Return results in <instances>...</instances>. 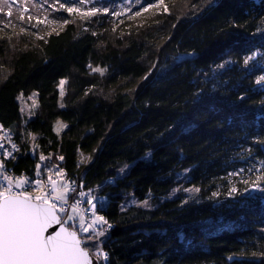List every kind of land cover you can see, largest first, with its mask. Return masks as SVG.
<instances>
[{
  "label": "trees",
  "instance_id": "obj_1",
  "mask_svg": "<svg viewBox=\"0 0 264 264\" xmlns=\"http://www.w3.org/2000/svg\"><path fill=\"white\" fill-rule=\"evenodd\" d=\"M118 1L0 14V122L19 145L7 167L34 181L51 163L104 199L110 264H264V195H227L230 173L264 175V58L243 64L264 52V0H176L130 29ZM94 6L109 13L82 15ZM34 92L25 119L18 97ZM182 182L192 191L167 198Z\"/></svg>",
  "mask_w": 264,
  "mask_h": 264
},
{
  "label": "snow or ice",
  "instance_id": "obj_2",
  "mask_svg": "<svg viewBox=\"0 0 264 264\" xmlns=\"http://www.w3.org/2000/svg\"><path fill=\"white\" fill-rule=\"evenodd\" d=\"M7 3V0H4ZM93 0H80L81 4L92 3ZM17 0H12L11 4H8L9 11L7 16H12V5L16 4ZM61 8H64L68 13L81 12V9L76 5L66 7L62 3ZM2 11V8H0ZM104 14L109 13L108 7L98 8L91 7L88 11L83 12L82 15L95 17L99 12ZM113 15L119 16L120 12L113 10ZM23 19V14H21ZM264 58V52L260 50H253L247 55L244 60V66H249L250 62H256L257 59ZM222 67V65H221ZM93 72H100L103 74L101 68H93ZM264 73V69H261ZM264 82V74H261L255 81L257 85ZM66 81H60L61 93H63V86ZM200 93H197L199 95ZM241 99L244 97L241 96ZM3 145H0L2 148ZM15 147V145H13ZM11 156V153H8ZM43 159V157H41ZM63 160V157L59 158ZM6 163V161H5ZM5 163H0V168L5 167ZM245 171L255 172L259 171L255 165H252L249 169H240L238 172H232V176H241ZM4 182V190L0 191V264H88L89 251L81 247L82 239L78 237V232L82 225L78 226L75 230H70L72 225L70 222L74 220L71 214H68L67 210L60 206L58 208L57 203L49 202L46 195L31 196L28 191L13 192L15 189H25L26 185H31V179L15 178L13 176H2ZM264 175H257L255 180L245 176L242 183L246 186L244 192L249 196L253 193H264ZM41 181H35L38 186ZM76 191L75 188L71 189ZM56 191V182H52V192ZM185 191H190L185 189ZM199 192L200 189H195ZM235 186L228 189L227 195L233 197L237 193ZM79 197H83L86 194L83 191L77 192ZM219 192H213L212 197H218ZM56 201H64L65 195L63 193H57L54 197ZM88 204L92 206V209H96V205L92 200H88ZM144 206H147V201H144ZM76 211L75 205L72 206V212ZM63 213V215H61ZM83 218L81 217V221ZM99 223H106L104 215H96L92 220V224L88 227H83V232L88 233L89 228L92 225ZM58 228V230H57ZM52 229V231H49ZM103 235V231L99 233ZM87 240H92L93 237L88 235L85 237ZM98 255L104 260L108 259L107 254L98 251Z\"/></svg>",
  "mask_w": 264,
  "mask_h": 264
},
{
  "label": "rangeland",
  "instance_id": "obj_3",
  "mask_svg": "<svg viewBox=\"0 0 264 264\" xmlns=\"http://www.w3.org/2000/svg\"><path fill=\"white\" fill-rule=\"evenodd\" d=\"M176 0H121L120 2H116V5H114V9L117 12H120L121 15L119 16H115L111 13V16H113L115 19L114 24L116 27L118 28H125V29H130V24H143L145 22H147L148 20H150V18H152V16L159 14L160 12H168L169 8L171 7V5L173 3H175ZM12 0H7V3L4 2V0H0V8H2V11H0L1 13H6L9 11L8 8V4H11ZM51 4V0H17L16 4L12 5L11 11L12 13H14V15H18L20 13H23L25 11L30 10V8H32L34 14H43L45 15L46 13H40L41 11H46V7L48 5ZM25 10V11H24ZM41 16V15H40ZM63 26V25H62ZM11 29H14L13 27H8L7 32L9 33ZM4 29L2 28V31ZM1 32V31H0ZM40 37V36H39ZM185 57V56H182ZM18 102L20 104V110L22 113V116L25 119H30L35 111L38 109L39 106V102H38V94L37 93H32L29 96H24V95H20L18 97ZM66 127V124L64 122H62L61 120H58L55 123V131L59 134L64 128ZM91 160V158L89 156L86 155H82L80 154V164H86ZM127 171V168H124L121 172L120 175H124L125 172ZM238 172V171H237ZM251 174V173H250ZM247 176L252 180L253 179L246 171L241 175V176H229V183L230 185L233 187L235 186L237 188V193L234 195H241L242 197H247L249 196L247 193L244 192V188L246 187L243 183L242 180L243 178ZM183 178V175L181 176V179ZM180 179V180H181ZM63 183V182H62ZM262 183H264V181H262ZM57 184V188L56 191L54 192V194L56 195L57 193H63L65 195V200L67 201L69 200V189L64 185L63 187H61V189L59 188V184ZM185 189H189L190 191H185ZM192 190L188 187L185 186V183H181L180 185L178 184V186L170 193V195L167 198H174L182 193H190ZM254 195H264V193H253L252 196ZM249 196L248 198L252 197ZM167 198H163L162 200H165ZM233 198V197H231ZM246 198V199H248ZM88 200H92L93 203L95 205H97L96 203H98V205L100 207H105L106 205V201L104 199H100V200H96L95 203V198H92L91 195H89V197L84 201L83 206H82V211L84 212L85 210H89L91 211V218L92 220L94 219V217L96 215H99L95 210L92 209V206L90 204H88ZM147 201V206H144V201H139L135 198H130V200L127 202L128 206L131 205H136L139 207H143V208H153L155 207L154 204H152V202L150 200H145ZM97 208V207H96ZM68 214H71L74 217V220L71 223L73 230H75L78 226L82 225V227H80L79 230V235L80 238L82 239L83 243H84V247L86 248L88 245H93L92 247L93 251L91 252L92 255L95 257V259L97 258L95 255V252L99 249H103L102 244H100L101 242V238L100 240L97 239L98 236H100V234H96L94 230H100V228H102L104 226V223H99L96 225H92L89 228V232L88 233H84L83 232V227H88L89 225L92 224V220L91 222H89V219L85 218L84 215H82L81 213L75 211L72 212V209L69 211ZM61 215H63V213H61ZM81 217L83 218V220L81 221ZM103 233L105 231L102 230ZM94 232V233H93ZM93 239L92 240H87L85 239L86 236L91 235ZM103 236V235H101ZM93 242V243H91ZM88 248V247H87ZM98 264H101L104 261H99L98 259H96ZM106 262V261H105ZM107 264V262H106Z\"/></svg>",
  "mask_w": 264,
  "mask_h": 264
},
{
  "label": "built area",
  "instance_id": "obj_4",
  "mask_svg": "<svg viewBox=\"0 0 264 264\" xmlns=\"http://www.w3.org/2000/svg\"><path fill=\"white\" fill-rule=\"evenodd\" d=\"M0 145H3L2 148H0V163H5L6 162H10V161H14L17 158V152L19 151V145L18 143L14 140V134L9 131L8 129H6L2 123L0 122ZM13 145H15V147H13ZM11 153V156L8 155V153ZM46 177L45 179H37L39 181H41V183L37 186L35 184V181L37 180H32V184L31 185H26L25 189H15L13 188V192H21V191H28L30 192L31 196L35 197L37 195H46L49 199V202H55L58 205V208L60 206H63L67 212L69 213V211L72 209V206L75 205L76 207V211L81 213L82 215H84L85 218L89 219V222H91L92 218H91V211L89 210H85L84 212L82 211V206L84 201L89 197L90 195V191L86 190L82 184L80 183H69L68 178H67V174L65 171L63 170H56V168H54L53 165H51V163H48L46 166ZM4 175H9V176H13L17 179L21 178L20 176L18 177L17 175H15L12 171L11 168L7 167V163H5V167L4 168H0V178H2V176ZM54 180V181H58V182H64L66 183L68 186L67 188L69 189V195L70 199L67 201H56L54 199L55 194L54 192H52L51 188L49 187L48 184V180ZM6 182H4L2 179H0V191H3V185ZM75 188L76 191H72L71 189ZM79 191H83L86 195L83 197H79L77 195V192ZM96 234H99L102 230H94ZM94 233V232H93ZM100 237H102L101 235L97 237L98 240H100ZM101 244V242H100ZM98 251H101L105 254H107L103 249H99ZM96 255V259H98L99 261H104L101 264H110V259L108 256L107 260H104L102 257H100L97 253V251L95 252ZM106 261V262H105Z\"/></svg>",
  "mask_w": 264,
  "mask_h": 264
},
{
  "label": "water",
  "instance_id": "obj_5",
  "mask_svg": "<svg viewBox=\"0 0 264 264\" xmlns=\"http://www.w3.org/2000/svg\"><path fill=\"white\" fill-rule=\"evenodd\" d=\"M57 230H58V228H57ZM70 230H73V229H70ZM49 231H52V229H50ZM78 237L80 238L79 233H78ZM81 247L84 248L85 250L89 251V262H88V264H98L97 260L92 255L91 251L84 247L83 241H82Z\"/></svg>",
  "mask_w": 264,
  "mask_h": 264
},
{
  "label": "crops",
  "instance_id": "obj_6",
  "mask_svg": "<svg viewBox=\"0 0 264 264\" xmlns=\"http://www.w3.org/2000/svg\"><path fill=\"white\" fill-rule=\"evenodd\" d=\"M57 183V182H56ZM59 184V188L61 189V187H63V185L62 184H64V183H62V182H59L58 183ZM52 185V184H51ZM58 186H57V184H56V188H57ZM69 198H70V195H69Z\"/></svg>",
  "mask_w": 264,
  "mask_h": 264
}]
</instances>
